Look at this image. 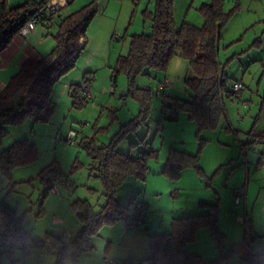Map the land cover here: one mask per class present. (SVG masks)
<instances>
[{
    "label": "rangeland",
    "instance_id": "obj_1",
    "mask_svg": "<svg viewBox=\"0 0 264 264\" xmlns=\"http://www.w3.org/2000/svg\"><path fill=\"white\" fill-rule=\"evenodd\" d=\"M86 2L78 0L73 9ZM96 13L86 31V44L75 66L51 88L50 99L55 103L48 121L26 118L17 124H7L8 133L0 141V152L13 142L27 138L34 142L38 157L31 163L11 171L14 188L8 192V180L0 174V198L23 216V228L32 237H43L53 229L57 234L72 237L80 222L71 208L77 199H86L95 210L106 201L96 163L81 145L83 138H93L97 146L115 143L122 154L136 156L143 149L142 139L158 152L148 161L146 180L128 176L117 190V199L126 203L130 197L149 203V216L140 229L123 232V220L104 225L99 235L92 238L93 249L66 264H105L109 256L118 264H146L150 256L147 233L168 231L174 217L203 213L200 201L218 202L217 227L223 234L222 245L212 236L208 227L198 229L195 239L186 244V250L198 253L203 260H212L220 254H229L230 248L246 235L251 251L264 250V213L253 200L235 205L232 189L245 187L252 171L258 165L262 147L252 149L248 137L252 132L264 131V2L240 0L239 9L227 20L218 43L219 62L230 82L243 78L247 101L245 108L239 102L226 103V115L215 129L198 132L197 123L185 111L177 119L162 115V99L189 100L191 87L186 79L193 76L187 60L174 55L165 69H146L135 78V85L151 91L149 110L139 118L141 105L128 91V78L118 73L112 82V71L120 55L129 50L133 34L150 32L151 21L143 12L154 8L155 0H96ZM209 0H173V21H183L201 27L204 19L198 8ZM237 2L224 0V11ZM51 28V27H50ZM51 29H54L52 27ZM97 41H105L98 46ZM262 60V61H261ZM90 62L85 79L91 77V95L83 96L80 85L84 82V66ZM72 79L79 86L77 99L82 107L73 105ZM164 86L161 90V86ZM167 115H169L167 113ZM70 130L77 133L76 144L69 145L65 137ZM126 130V131H125ZM131 142L136 143L131 145ZM169 148L198 155L200 171L187 167L177 179L162 174ZM253 157L256 158L253 162ZM55 161L67 177V185L60 192L40 181L38 174ZM251 162H253L250 167ZM234 188V189H236ZM258 186H256V190ZM252 190V194H256ZM160 195V196H158ZM256 205V208H255ZM254 214V217H253ZM146 230V231H144ZM147 232V233H146ZM123 236H126L123 239ZM3 264H54L50 252L25 255L20 249L4 252ZM229 264H240L232 253Z\"/></svg>",
    "mask_w": 264,
    "mask_h": 264
},
{
    "label": "trees",
    "instance_id": "obj_2",
    "mask_svg": "<svg viewBox=\"0 0 264 264\" xmlns=\"http://www.w3.org/2000/svg\"><path fill=\"white\" fill-rule=\"evenodd\" d=\"M50 1L25 0L22 4L9 6L7 0H0V52L18 34L19 29ZM95 1L69 15L58 16L53 23L57 24L58 29L54 34L56 44L52 51L43 58L24 60L18 71L8 79L0 91V141L8 133L7 124H17L26 118L43 122L49 120L55 107L50 99L51 88L75 66L85 47L86 31L96 13ZM236 8L238 2L229 9L228 14L224 11V0L202 3L198 8L204 19L201 27L187 21L176 26L173 21V0H155L154 8L143 12L151 21L150 32L131 35L128 52L118 57L112 71L113 83L118 73L123 72L127 76L128 91L141 105L139 118L147 116L152 94L150 88L135 85L136 76L146 69H165L170 59L179 55L188 61L193 72V76L186 79L192 95L189 100L172 98L168 101L164 97L162 115L177 119L179 112L185 111L190 119L196 121L198 132L218 126L220 118L226 115V103L232 100V82L221 68L218 43L225 23ZM87 73H84L83 80ZM70 87L73 105L82 107L83 102L77 99L79 86L71 84ZM141 142L143 149L138 155L131 156L118 152L114 142L97 146L93 138L82 139L81 145L96 163L94 168L102 181L106 201L98 210L86 199L71 203L80 222V228L72 237L66 234L58 237L50 232L43 237H32L23 228V216L0 198V241L4 244V252L13 249H20L25 255L50 252L55 257L54 264H66L91 251L94 247L92 238L99 235L102 226L125 218L135 201L144 202L136 197H130L126 203L117 199V190L123 181L130 175L145 181L148 161L158 156L157 150L151 148L145 139ZM135 144L131 142V145ZM37 157L35 143L27 138L13 142L0 152V174L8 180V192L14 188L12 169L27 165ZM262 163L264 160L261 159L257 164ZM187 167L200 171L198 155L169 148L161 172L170 179H177ZM38 177L50 187L67 178L55 161L42 168ZM198 206L205 211L172 218L168 231L156 234L146 232L151 248L146 260H150L151 264H229L232 253H235L240 264H264V251L251 252L246 235L230 248L228 255L220 254L212 260H203L198 253L187 251L186 244L195 239L201 227H208L217 243L222 245L223 234L217 227L218 202L200 201Z\"/></svg>",
    "mask_w": 264,
    "mask_h": 264
},
{
    "label": "crops",
    "instance_id": "obj_3",
    "mask_svg": "<svg viewBox=\"0 0 264 264\" xmlns=\"http://www.w3.org/2000/svg\"><path fill=\"white\" fill-rule=\"evenodd\" d=\"M24 1L25 0H7V3L9 6H16V5L22 4ZM33 1L38 2L40 0H33ZM51 1L56 2L57 0H51ZM77 1L78 0L69 1L68 4L63 7L62 11L59 13V16L69 15L79 10L81 7L79 9H73V5ZM83 1L86 2L84 4L86 5L92 0H83ZM235 1L238 2V9H239L240 0H235ZM262 2H264V0H259L260 4ZM84 5H82V7ZM235 12L236 11H234V13ZM261 24L264 25V21H262V23H259V25ZM50 27L51 28L54 27V29H51ZM57 29H58L57 24H52L50 26L46 24H38L27 35L21 36L17 34L10 41L7 47L0 52V91L4 88L8 79L18 71V69L24 62V60L26 59L36 60L39 58H43L52 51V49L55 47V44H56L54 34L57 32ZM97 45L104 46L105 41H97ZM90 66H92L90 62H87L86 66H84V69H85L84 71L92 72L89 69ZM241 79L243 80V78ZM68 84L70 85L75 84V82L72 79H70L68 83L65 85V87H67ZM247 88L248 87L245 85V92H244L245 97L247 94L246 92ZM229 102H233V100H229ZM249 136L251 137H248V140L246 141H249L250 138H253L256 136L258 137L264 136V131H261V132L255 131V132L250 133ZM261 159L264 160V151L261 152V157L258 160H256V158L253 157V162H255V160L259 161ZM253 162H251L250 167L252 166ZM244 185H245V206L246 205L248 206V203L251 200H253L254 204L258 203V206H259L257 210L258 211L257 214L260 213L259 211L264 212V163L257 165L256 168H254V170L252 171V176L250 180L247 181ZM256 186H258L257 190H256ZM234 188H236V186L233 187L232 191L234 190ZM252 190L253 191L256 190V194L255 193L252 194L251 193ZM147 204L149 207V203ZM255 208H256V205H255ZM262 214L264 213H260V215ZM253 217H254V214H253ZM49 232L58 237H61L63 234H65L63 232L61 234H57V232L54 229L53 231L50 230ZM262 236H264V233H260L259 235H257V237H262ZM125 237L126 236H123V239ZM259 251H264V250H259ZM251 252H254V251H251Z\"/></svg>",
    "mask_w": 264,
    "mask_h": 264
},
{
    "label": "built area",
    "instance_id": "obj_4",
    "mask_svg": "<svg viewBox=\"0 0 264 264\" xmlns=\"http://www.w3.org/2000/svg\"><path fill=\"white\" fill-rule=\"evenodd\" d=\"M71 0H57L56 2L50 1L42 10L36 12L18 31V35L24 36L31 32L38 24L52 25L57 20L59 13L62 11L63 7L68 4ZM82 42V41H81ZM91 77L84 80L80 85V90L83 96L91 95ZM164 86H161L163 90ZM232 91V100L234 102L241 103L245 108L247 107V101L243 99L245 92L244 81L239 78L235 79L231 83ZM77 133L74 130H70L65 137V142L69 145L76 144ZM252 149H255V145H259L264 149V136H256L250 142H248ZM67 179H61L58 183L53 186L55 193L60 192L61 185H67ZM160 196V195H158ZM233 203L235 205L241 204L245 199V187H239L233 190L232 192ZM149 216V208L146 203L141 201H135L131 206V211L129 214L123 218V232L127 230L137 229L141 226ZM5 247L4 244L0 241V264H3L1 261L2 254L4 253ZM105 264H117L116 260L112 259L109 256L104 257ZM144 263L151 264L150 260H145Z\"/></svg>",
    "mask_w": 264,
    "mask_h": 264
}]
</instances>
